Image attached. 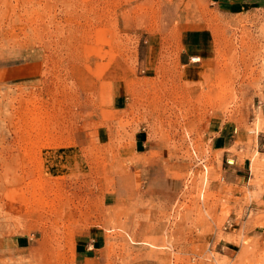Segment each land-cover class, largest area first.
<instances>
[{
    "label": "rangeland",
    "instance_id": "374dc122",
    "mask_svg": "<svg viewBox=\"0 0 264 264\" xmlns=\"http://www.w3.org/2000/svg\"><path fill=\"white\" fill-rule=\"evenodd\" d=\"M259 102L264 0H0V264H264Z\"/></svg>",
    "mask_w": 264,
    "mask_h": 264
},
{
    "label": "crops",
    "instance_id": "0c3cea01",
    "mask_svg": "<svg viewBox=\"0 0 264 264\" xmlns=\"http://www.w3.org/2000/svg\"><path fill=\"white\" fill-rule=\"evenodd\" d=\"M256 112H257V118L260 121H264V102H259L256 105ZM214 137V136H213ZM213 137H211L210 139H212ZM216 137H214L213 139H215ZM218 142H220V148H223L225 146H231L233 140L228 139L227 137H221L220 139L217 140ZM231 141V142H230ZM226 160H228L229 162H226ZM236 163H235V155L234 154H230V153H226L224 155V164L222 166V178H231V181H235L238 178L237 173L232 169L235 168L237 170H239L240 167H235ZM232 169V170H231ZM27 236H23V235H19L14 239V245L15 248H23L27 245ZM76 246H78V252L83 254L86 253L88 250H92L94 249L92 244H88V243H77Z\"/></svg>",
    "mask_w": 264,
    "mask_h": 264
},
{
    "label": "built area",
    "instance_id": "2783aa9c",
    "mask_svg": "<svg viewBox=\"0 0 264 264\" xmlns=\"http://www.w3.org/2000/svg\"><path fill=\"white\" fill-rule=\"evenodd\" d=\"M199 162H201V168H202V170H205V162H203L202 160H199ZM226 162H229V161L226 160Z\"/></svg>",
    "mask_w": 264,
    "mask_h": 264
}]
</instances>
